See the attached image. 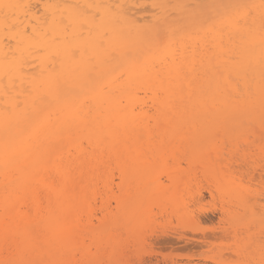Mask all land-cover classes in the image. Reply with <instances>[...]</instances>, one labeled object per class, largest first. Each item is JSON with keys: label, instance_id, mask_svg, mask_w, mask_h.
I'll list each match as a JSON object with an SVG mask.
<instances>
[{"label": "bare ground", "instance_id": "bare-ground-1", "mask_svg": "<svg viewBox=\"0 0 264 264\" xmlns=\"http://www.w3.org/2000/svg\"><path fill=\"white\" fill-rule=\"evenodd\" d=\"M151 1L0 0V264L89 258L94 159L264 133V0Z\"/></svg>", "mask_w": 264, "mask_h": 264}, {"label": "rangeland", "instance_id": "rangeland-1", "mask_svg": "<svg viewBox=\"0 0 264 264\" xmlns=\"http://www.w3.org/2000/svg\"><path fill=\"white\" fill-rule=\"evenodd\" d=\"M245 128L213 130L208 133L210 143L181 147L167 143L156 148L143 134L149 158L142 146L130 159H94L97 189L93 184L86 212L93 234L86 242L89 258L81 263L258 262L264 246V133L257 126ZM127 198L137 206L123 207ZM129 209L141 217L131 220ZM242 222L248 223L247 230L240 227Z\"/></svg>", "mask_w": 264, "mask_h": 264}, {"label": "snow or ice", "instance_id": "snow-or-ice-1", "mask_svg": "<svg viewBox=\"0 0 264 264\" xmlns=\"http://www.w3.org/2000/svg\"><path fill=\"white\" fill-rule=\"evenodd\" d=\"M5 264H25V262L9 260L5 262ZM89 264H143V262H135V261L125 262L122 260H112V261H92L89 262ZM236 264H264V246H262L261 248V259L258 262L249 259V260L237 261Z\"/></svg>", "mask_w": 264, "mask_h": 264}]
</instances>
